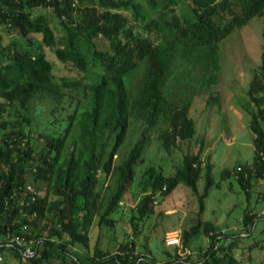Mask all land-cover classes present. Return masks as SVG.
<instances>
[{"label":"trees","instance_id":"trees-1","mask_svg":"<svg viewBox=\"0 0 264 264\" xmlns=\"http://www.w3.org/2000/svg\"><path fill=\"white\" fill-rule=\"evenodd\" d=\"M188 2V11L181 14L178 0H0V24L18 34L0 40V246L10 245L8 237L27 222L23 233L36 247L28 264L237 263L231 252L235 238L221 242V228L210 221L205 225L208 244L196 251V259L190 254L180 258L175 246L174 253L166 250L167 259L157 262L135 254L133 239L114 253L96 244L88 261L70 249L88 245L95 215L100 224L113 226L111 213L133 180L135 163L143 160L145 134L121 162L114 161L129 115L147 124L145 133L158 120L167 122L159 137L168 150L177 138L195 134L191 96L178 103L164 89L173 61L179 57L198 64L210 88L219 81V42L251 17L264 16V0ZM37 7L49 8L58 22L52 24L45 10L35 12ZM99 36L106 45L98 43ZM43 46L60 60L61 72L54 71ZM248 95L254 106L249 125L255 160L236 167L246 190L253 177L264 175V48ZM217 99L210 91L207 101ZM201 165L199 152L185 153L183 165L170 175L148 165L139 181L144 195L131 219L153 211L157 190L168 193L181 182L196 189ZM206 167L202 196L212 183L211 166ZM109 177L116 179L115 189L104 201L100 185ZM27 182L36 187V201L30 205L20 203ZM255 220L248 211L242 219L246 227ZM196 232L197 225L184 229L181 246L187 247ZM16 253L21 254L17 247ZM254 264H264V259Z\"/></svg>","mask_w":264,"mask_h":264},{"label":"rangeland","instance_id":"rangeland-1","mask_svg":"<svg viewBox=\"0 0 264 264\" xmlns=\"http://www.w3.org/2000/svg\"><path fill=\"white\" fill-rule=\"evenodd\" d=\"M177 7L178 12L183 14L188 11L190 3L178 0ZM41 9L48 12L52 24L58 22L49 8L37 7L34 11ZM263 27L264 16L255 15L219 42V81L210 88L205 87L198 64L179 57L173 61L164 89L168 97L178 103L191 96L189 115L196 127L191 138H177V145L168 150L159 137L167 122L158 120L145 133L147 124L129 115L126 136L114 161L121 162L133 144L145 134L143 160L135 163L133 180L121 204L111 213L115 218L113 226L100 224L99 215H95L89 228L88 245L70 248L83 261L89 260L96 244L114 253L122 242L129 239L134 240L135 254L152 256L157 262L167 259L166 250L174 253L175 246L180 258L187 259L190 254L191 259H196V251H203L209 241L205 230L207 221L221 228V242L227 243L235 238L237 246L231 252L237 260L236 264H254L264 259V175L253 177L246 190L236 172L237 165L252 164L255 160L254 133L249 125L254 106L249 99L248 88L261 64ZM33 37L40 43L39 34L34 33ZM12 38H18V34L0 24V40L9 41ZM19 40L23 41V38ZM97 41L106 45L100 36ZM43 49L54 64V71L61 72V62L53 50L46 46ZM139 77L140 73H137L133 82L136 83ZM210 91L218 97L217 100L207 101ZM188 152H199L202 159L197 188L181 182L168 193L157 190L153 211L142 218L131 219L132 215L137 216L134 208L144 195L139 181L145 168L152 164L170 175L183 165V156ZM207 163L211 166L212 183L202 196ZM225 170L229 172L224 173ZM115 184L116 179L109 177L100 185L104 201L114 192ZM246 211L255 213L253 227H246L242 221ZM192 225H197V232L192 235L187 247L181 246L184 229H190ZM0 256V264L29 263V258L16 253V247L12 245L0 246Z\"/></svg>","mask_w":264,"mask_h":264},{"label":"built area","instance_id":"built-area-1","mask_svg":"<svg viewBox=\"0 0 264 264\" xmlns=\"http://www.w3.org/2000/svg\"><path fill=\"white\" fill-rule=\"evenodd\" d=\"M264 160V155L262 156ZM242 166L238 165L237 168L240 169ZM36 201V187L32 182H27L24 186L21 187V204L30 205ZM35 214V211L33 212ZM28 229V223L24 222L21 224V228L19 232L12 233L6 240V244L16 246L21 254L26 257L30 258L35 255L36 247L35 242L32 237L26 238L25 232ZM0 258H2L0 256Z\"/></svg>","mask_w":264,"mask_h":264}]
</instances>
